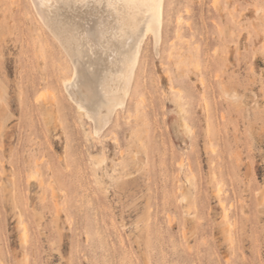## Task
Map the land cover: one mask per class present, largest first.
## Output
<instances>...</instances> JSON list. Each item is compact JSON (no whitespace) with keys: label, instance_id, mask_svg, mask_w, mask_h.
Returning <instances> with one entry per match:
<instances>
[{"label":"rangeland","instance_id":"374dc122","mask_svg":"<svg viewBox=\"0 0 264 264\" xmlns=\"http://www.w3.org/2000/svg\"><path fill=\"white\" fill-rule=\"evenodd\" d=\"M33 4L0 0V264H264V0H167L101 134Z\"/></svg>","mask_w":264,"mask_h":264},{"label":"bare ground","instance_id":"6f19581e","mask_svg":"<svg viewBox=\"0 0 264 264\" xmlns=\"http://www.w3.org/2000/svg\"><path fill=\"white\" fill-rule=\"evenodd\" d=\"M166 1L32 0L67 54L73 71L64 84L81 116L93 120L96 134L108 130L126 106L144 37L153 33L155 44L161 43Z\"/></svg>","mask_w":264,"mask_h":264}]
</instances>
